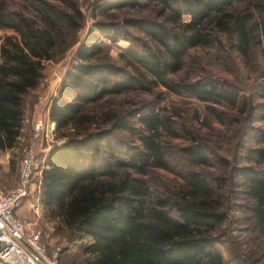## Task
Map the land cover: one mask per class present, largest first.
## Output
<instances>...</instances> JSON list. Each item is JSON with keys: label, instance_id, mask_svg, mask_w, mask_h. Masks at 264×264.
<instances>
[{"label": "trees", "instance_id": "16d2710c", "mask_svg": "<svg viewBox=\"0 0 264 264\" xmlns=\"http://www.w3.org/2000/svg\"><path fill=\"white\" fill-rule=\"evenodd\" d=\"M26 1L31 9L0 0V30L12 32L0 37L2 151L19 141L25 97L38 86L43 62L70 46L82 23L73 0ZM147 1L159 4V15H165L161 21H95L75 48L51 98L49 119L64 141L52 145L45 156L41 200L60 217L70 237L91 238L81 247L82 264H223L211 234L224 218L222 194L194 170L179 175L181 188L165 197L153 194L141 175L149 166L169 169L157 129L162 127L168 135L175 132L157 113L139 115L138 110L108 100L160 84L205 103L209 110L216 105L232 108L237 97L225 81L174 80L167 74L181 69L188 49L208 45L219 35H226L231 47L247 57L253 38L255 43L259 37L264 41V0ZM138 5L140 0H105L94 5L91 15L107 17L113 10ZM182 12L190 14L187 22L179 19ZM126 26L162 49L119 55L131 74H123L104 43L129 37ZM260 53L264 55L263 47ZM136 123L143 130L137 135L138 145L132 146L127 135L142 129L135 128ZM179 150L190 164L207 163L202 148ZM248 153L247 159L262 154L256 149ZM236 171L252 226L264 244V172L250 166ZM261 255L264 264V249Z\"/></svg>", "mask_w": 264, "mask_h": 264}, {"label": "rangeland", "instance_id": "374dc122", "mask_svg": "<svg viewBox=\"0 0 264 264\" xmlns=\"http://www.w3.org/2000/svg\"><path fill=\"white\" fill-rule=\"evenodd\" d=\"M73 1L82 14V23L74 32L73 43L59 52L56 58L43 62L38 86L25 97L19 141L13 148L0 150V189L4 191L19 183L25 159L29 158L28 185L13 214L24 222L27 235L37 231L40 233V244L48 254L58 249L56 261L59 264H82L84 255L81 247L91 238L86 235L70 237L60 217L51 208H46L41 200L45 156L52 145L64 141V137L55 130V123L49 119L51 98L71 62L75 48L93 22L112 20L122 25L123 18L161 21L165 16L163 13L159 15V4L147 0H140V5L134 8L113 10L107 17L91 15L94 5L105 0ZM8 3L15 8L24 5L31 9L26 0H8ZM189 17L190 14L182 12L179 19L184 23ZM123 30L129 37H118L113 42L104 39V43L107 55L122 68L123 74H131V67L124 64L119 55L127 50L145 53L162 49L132 26H126ZM11 33L0 30V37ZM251 34L253 37L254 33ZM219 36L208 45L188 49L181 69L167 76L174 80L225 81L226 88L237 97L232 108L216 105L209 110L205 103L186 94L176 95L160 84L152 85L147 90L112 96L108 102L114 106L122 105L128 110H138L139 115L157 113L175 132L168 135L162 127L157 129L161 150L165 153L164 161L169 169L148 167L141 176L149 190L165 197L170 191L182 187L179 175L183 171H197L212 184L215 191L222 194L220 208L224 218L211 234L216 238L215 247L223 258V264H260L264 244L252 226L249 202L243 193V182L236 175V168L250 166L264 172V55L260 53L264 41L259 37L255 43L253 38L249 54L244 57L231 47L226 35ZM36 124L42 128L35 137ZM135 128L142 127L136 123ZM142 130L127 135L130 145H138L137 135ZM194 146L203 149L205 165L190 164L179 150ZM255 149L262 153L261 157L256 153L252 155L254 158L247 159L248 151Z\"/></svg>", "mask_w": 264, "mask_h": 264}, {"label": "built area", "instance_id": "2783aa9c", "mask_svg": "<svg viewBox=\"0 0 264 264\" xmlns=\"http://www.w3.org/2000/svg\"><path fill=\"white\" fill-rule=\"evenodd\" d=\"M34 128L36 137L42 126L36 124ZM28 162L29 158L25 159L24 172L16 186L5 191L0 189V264H59L56 261L58 249L48 254L40 244V233L27 235L24 222L13 214L28 185Z\"/></svg>", "mask_w": 264, "mask_h": 264}]
</instances>
